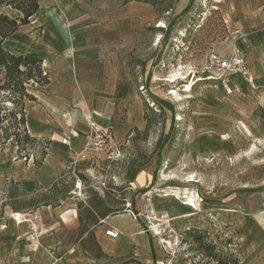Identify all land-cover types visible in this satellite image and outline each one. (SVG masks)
I'll return each mask as SVG.
<instances>
[{"label":"rangeland","instance_id":"rangeland-1","mask_svg":"<svg viewBox=\"0 0 264 264\" xmlns=\"http://www.w3.org/2000/svg\"><path fill=\"white\" fill-rule=\"evenodd\" d=\"M179 1L184 0H166L157 9L152 6L156 18L125 34L113 47L118 62L134 76L142 102L154 105L147 111L151 120L148 134L131 131L110 157L68 162L71 168L65 169V179L72 185L70 195L76 191L85 203L96 191L115 208L126 209L129 204L133 212L135 206L141 209L144 199L146 208L143 214L136 212L138 221L149 236L164 235L162 249L170 245L164 238L175 235L174 224L183 219L181 206L190 196L197 223L206 220L220 245L231 238L241 256L239 264H264V85L251 71L249 81L230 76L221 83L209 77L215 57L229 55L234 46L241 44L251 56L253 46L247 34L264 27V22L255 21L264 16V0H249L246 9L244 0H191L185 13L189 0L182 9L173 10ZM121 2L109 0L108 8ZM169 2L173 8L162 12ZM0 10L18 17L10 6ZM236 77L238 87L233 85ZM139 85L144 86L147 97L142 96ZM15 146L11 141L0 146V195L2 186L17 171L18 160L25 162L17 159ZM140 162H144L141 175L154 179L144 180L138 187L126 178ZM164 195L175 197L166 208L173 216L146 212L151 208V196ZM35 210L25 209L15 217ZM4 211L1 220L26 224L27 237L28 222L12 217L14 212L8 207ZM156 223H163V229L154 230L151 226ZM5 255L6 251L0 252V261Z\"/></svg>","mask_w":264,"mask_h":264},{"label":"crops","instance_id":"crops-1","mask_svg":"<svg viewBox=\"0 0 264 264\" xmlns=\"http://www.w3.org/2000/svg\"><path fill=\"white\" fill-rule=\"evenodd\" d=\"M108 1L38 0V10L29 23L19 26L4 42L12 52H35L49 75L47 85L31 89L36 99L25 104L28 132L51 141L40 166L35 167L32 160H18L17 171L10 179L25 192L32 193L38 186L48 187L65 171L69 158L83 147V133L90 119L109 128L119 145L132 128L145 126L142 97L126 65L118 62V52L113 47L125 34L154 20L156 11L151 4L136 0L108 8ZM187 3L188 0L179 1L173 10L182 9ZM242 7H249V0H244ZM14 11L17 19L21 17L19 11ZM257 20L264 22V16ZM247 35L253 46L251 56L242 50L246 52L252 76L264 85V27L259 31L252 29ZM238 84L236 77L233 85L238 87ZM70 128L79 135L65 145L61 138ZM142 172L136 175L132 185L140 187L149 179ZM72 194L56 206L43 205L33 211L41 223L36 238L30 234L25 237L27 226L22 222L2 225L0 250L6 251L7 258L0 264H189L190 259L178 244L180 232L188 227L207 230L218 244L211 225L206 220L198 224L186 204L181 206L182 222L174 224L175 235L164 238L170 242L164 249L160 245L164 235L149 236L138 218L134 219L126 209L99 219L80 233L78 212L84 206L79 208V194L76 191ZM150 202L151 208L146 212L161 213L163 217L172 215L166 208L173 205L174 198L151 196ZM144 208L143 199L141 209L135 206L134 211L143 214ZM109 227L119 230L115 239L105 234ZM151 227L158 231L156 227L163 229V223Z\"/></svg>","mask_w":264,"mask_h":264},{"label":"trees","instance_id":"trees-1","mask_svg":"<svg viewBox=\"0 0 264 264\" xmlns=\"http://www.w3.org/2000/svg\"><path fill=\"white\" fill-rule=\"evenodd\" d=\"M130 0H122L126 3ZM151 4L157 9L166 0H136ZM191 0L184 8L185 13L190 6ZM10 6L13 10L21 13L18 19L0 10V146L8 141H13L16 145L17 159L25 161L32 160L35 167L43 162L47 155V149L51 143L50 139L31 135L26 127L27 100H35L36 97L31 89L37 86H45L49 83V75L43 68V60L35 52H12L4 46L7 40L21 25L29 23L30 19L38 10V0H0L2 6ZM173 8V3L164 5L162 12ZM155 9V10H156ZM157 11V10H156ZM135 80L134 76L132 75ZM153 109L154 105H149L146 100L143 102L145 126L143 131L132 128L137 135L148 134L151 126L147 111ZM68 162H71L69 158ZM147 162V161H144ZM144 162L133 166L127 175L126 181L132 182ZM68 167H70L68 165ZM71 168V167H70ZM68 171H63L48 187L38 186L32 193L25 192L18 187V183L9 179L5 193L0 195L1 212L3 220L8 207L14 213H19L25 209L35 210L39 206H56L61 200L70 196L72 185H68L66 175ZM154 179V177L152 178ZM109 196V192L105 191ZM80 221L79 232L82 233L90 225L96 224L99 219L105 218L109 214L121 212L124 208H115L106 201L104 196L96 191L85 203L79 202L78 207ZM0 218V226L7 223ZM180 247L187 246L184 253L190 259V264H239L241 256L236 253L232 246L231 238L223 240L221 245L216 244L207 230L194 227L186 228L178 237ZM197 257V259H195Z\"/></svg>","mask_w":264,"mask_h":264},{"label":"built area","instance_id":"built-area-1","mask_svg":"<svg viewBox=\"0 0 264 264\" xmlns=\"http://www.w3.org/2000/svg\"><path fill=\"white\" fill-rule=\"evenodd\" d=\"M211 76L213 80L225 82L230 76H240L246 80H250V69L245 57V53L239 46H234L230 51L229 55L216 58L212 62ZM139 89L143 97L145 95V89L143 85H139ZM79 132L73 128H70L69 131L61 138V142L65 145L70 144V139L74 136H78ZM84 143L81 150L75 152L71 157V162L75 163L79 160L91 159L92 157H99L104 155L110 157L112 154L119 151L118 144L115 142L112 132L109 128L102 127L97 124L94 120L90 119L87 123V129L83 133ZM127 204V212L136 219L138 214L133 212ZM17 213H12V216L15 218ZM20 220L27 221L30 227V236L36 238L40 233V227L38 226L37 215L32 212L31 214L19 215ZM16 219V218H15ZM105 234L111 238L115 239L119 235V230L114 227H109L105 230Z\"/></svg>","mask_w":264,"mask_h":264},{"label":"bare ground","instance_id":"bare-ground-1","mask_svg":"<svg viewBox=\"0 0 264 264\" xmlns=\"http://www.w3.org/2000/svg\"><path fill=\"white\" fill-rule=\"evenodd\" d=\"M191 181H192V180H191ZM174 189H175V188H174ZM177 189H178V188H177ZM182 193H183V192H182ZM182 193H181V194H182ZM187 193H188V192H187ZM187 193H186V194H187ZM174 195H175V194H174ZM183 195H184V194H183ZM178 196H179V195H178ZM185 196H186V195H185ZM174 198H175V197H174ZM178 199H179V197H178ZM182 199H184V198H182ZM186 199H187V201L185 202V204H186L187 206H189L190 208H192V204H193V203H192V198H191L190 196H188Z\"/></svg>","mask_w":264,"mask_h":264}]
</instances>
